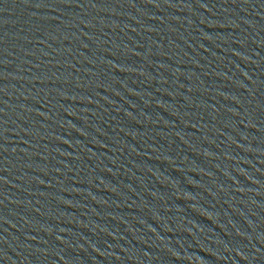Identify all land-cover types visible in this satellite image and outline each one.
Listing matches in <instances>:
<instances>
[{"label":"water","instance_id":"1","mask_svg":"<svg viewBox=\"0 0 264 264\" xmlns=\"http://www.w3.org/2000/svg\"><path fill=\"white\" fill-rule=\"evenodd\" d=\"M0 264H264V0H0Z\"/></svg>","mask_w":264,"mask_h":264}]
</instances>
